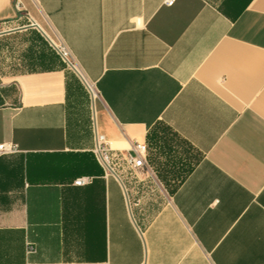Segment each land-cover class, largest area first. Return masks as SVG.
Returning a JSON list of instances; mask_svg holds the SVG:
<instances>
[{
  "label": "crops",
  "instance_id": "1",
  "mask_svg": "<svg viewBox=\"0 0 264 264\" xmlns=\"http://www.w3.org/2000/svg\"><path fill=\"white\" fill-rule=\"evenodd\" d=\"M165 2L0 0V264H264V0Z\"/></svg>",
  "mask_w": 264,
  "mask_h": 264
},
{
  "label": "built area",
  "instance_id": "2",
  "mask_svg": "<svg viewBox=\"0 0 264 264\" xmlns=\"http://www.w3.org/2000/svg\"><path fill=\"white\" fill-rule=\"evenodd\" d=\"M175 2V0H166L167 5H172ZM16 7L18 9H21V4L17 3ZM61 53L63 57L68 60L73 66H76L73 60L71 59L70 52L68 49H66L63 46H60ZM90 90V89H89ZM97 147H96V154L103 159L104 161L107 160L108 158V147H106V140L104 138V135L98 134L97 135ZM18 150V147L15 143L13 142H2L0 143V155L2 154H8V153H13ZM146 150V146L137 143L135 145V155L129 154L127 157V160L129 164L132 167H143L145 165V157H144V152ZM88 181L87 177H80L75 180V184L82 185L85 184Z\"/></svg>",
  "mask_w": 264,
  "mask_h": 264
},
{
  "label": "bare ground",
  "instance_id": "3",
  "mask_svg": "<svg viewBox=\"0 0 264 264\" xmlns=\"http://www.w3.org/2000/svg\"><path fill=\"white\" fill-rule=\"evenodd\" d=\"M88 86H89L90 90L92 91V93L95 94V89H94V86L92 85V83L88 82Z\"/></svg>",
  "mask_w": 264,
  "mask_h": 264
},
{
  "label": "water",
  "instance_id": "4",
  "mask_svg": "<svg viewBox=\"0 0 264 264\" xmlns=\"http://www.w3.org/2000/svg\"><path fill=\"white\" fill-rule=\"evenodd\" d=\"M0 33H2V32H0ZM55 45V44H54ZM56 46V45H55ZM57 47V49L61 52V50H60V48L58 47V46H56ZM62 54V53H61ZM68 61V60H67ZM68 63L71 65V67L72 68H74L75 69V67L68 61ZM84 81V80H83ZM85 83V82H84ZM109 166V165H108ZM109 168L113 171V169L109 166Z\"/></svg>",
  "mask_w": 264,
  "mask_h": 264
}]
</instances>
